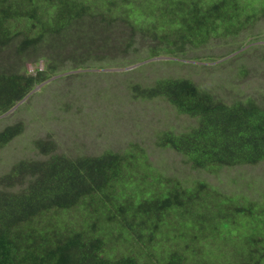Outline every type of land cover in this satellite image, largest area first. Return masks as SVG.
I'll list each match as a JSON object with an SVG mask.
<instances>
[{
    "label": "trees",
    "instance_id": "obj_1",
    "mask_svg": "<svg viewBox=\"0 0 264 264\" xmlns=\"http://www.w3.org/2000/svg\"><path fill=\"white\" fill-rule=\"evenodd\" d=\"M260 22L264 0H0V116L69 71L194 58ZM208 88L171 76L129 84L188 117L154 146L197 175L161 169L141 140L87 154L37 139L39 155L0 176V264H264V191L199 174L264 162V93L226 100ZM22 131L5 127L0 148Z\"/></svg>",
    "mask_w": 264,
    "mask_h": 264
},
{
    "label": "rangeland",
    "instance_id": "obj_2",
    "mask_svg": "<svg viewBox=\"0 0 264 264\" xmlns=\"http://www.w3.org/2000/svg\"><path fill=\"white\" fill-rule=\"evenodd\" d=\"M256 26L239 37L215 40L197 49L192 53L194 58L158 57L145 61L147 65L139 62L124 68H78L44 82L0 116V131L16 123L23 126L19 135L0 148V176L21 159L36 158L39 151L35 141L48 136L60 144L59 151L87 154L141 140L152 146L153 160L161 169L180 172L181 176L197 175L181 156L154 146L158 131L186 129L188 117L164 100L133 96L129 84L151 83L159 77H186L226 100L260 98L264 93V22ZM35 67L29 66L31 71ZM199 174L248 195L264 191V162L225 168L213 175Z\"/></svg>",
    "mask_w": 264,
    "mask_h": 264
}]
</instances>
